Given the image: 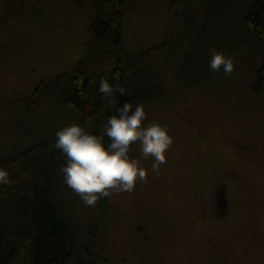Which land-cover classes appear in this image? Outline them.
I'll return each mask as SVG.
<instances>
[{
  "label": "rangeland",
  "instance_id": "1",
  "mask_svg": "<svg viewBox=\"0 0 264 264\" xmlns=\"http://www.w3.org/2000/svg\"><path fill=\"white\" fill-rule=\"evenodd\" d=\"M174 1L125 0L122 21L124 51L149 55L160 96L145 105V123L170 128L166 163L153 173L134 142L129 156L147 180L94 205L60 172L61 210L88 264H264V84L253 92L261 54L242 43L233 5ZM89 24L82 0H0V157L80 123L45 87L87 54ZM211 49L233 58L231 75L210 70Z\"/></svg>",
  "mask_w": 264,
  "mask_h": 264
},
{
  "label": "trees",
  "instance_id": "2",
  "mask_svg": "<svg viewBox=\"0 0 264 264\" xmlns=\"http://www.w3.org/2000/svg\"><path fill=\"white\" fill-rule=\"evenodd\" d=\"M190 1L174 2L183 6ZM202 1L207 6L212 1L211 8L216 10L224 9L228 3L240 12L242 43L261 54L253 84V92L259 94L264 84V0ZM82 3L89 14L92 43L73 73L60 75L45 89L64 107L81 115V126L99 135L107 119L118 115L117 109L123 103L145 106L159 97L160 91L146 66L149 55L136 57L124 51L125 0ZM101 79L118 83L127 95H118L119 103L109 107L99 92ZM64 160L54 140L0 157V172L5 174L0 179V264H88L80 234L62 212L58 200L56 175Z\"/></svg>",
  "mask_w": 264,
  "mask_h": 264
},
{
  "label": "clouds",
  "instance_id": "3",
  "mask_svg": "<svg viewBox=\"0 0 264 264\" xmlns=\"http://www.w3.org/2000/svg\"><path fill=\"white\" fill-rule=\"evenodd\" d=\"M210 54L211 71L233 73V58L216 49H211ZM99 92L109 107L119 103L118 95H127L124 87L107 79L100 80ZM117 112L118 115L107 119L99 135L80 124H71L55 133V148L65 157L60 167L63 180L85 205H94L98 197H107L110 190L131 192L138 182L147 180L148 170L139 159L129 156L134 142L139 143L144 159L153 160L151 171L157 174L173 144L169 127L158 122L145 123L148 117L143 103L125 102ZM4 175L0 172V179Z\"/></svg>",
  "mask_w": 264,
  "mask_h": 264
}]
</instances>
